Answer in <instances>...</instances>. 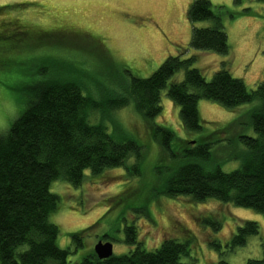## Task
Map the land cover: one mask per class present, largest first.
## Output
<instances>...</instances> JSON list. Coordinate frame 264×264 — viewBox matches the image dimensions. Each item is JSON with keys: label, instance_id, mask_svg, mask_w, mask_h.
Here are the masks:
<instances>
[{"label": "rangeland", "instance_id": "obj_1", "mask_svg": "<svg viewBox=\"0 0 264 264\" xmlns=\"http://www.w3.org/2000/svg\"><path fill=\"white\" fill-rule=\"evenodd\" d=\"M206 1L221 17L227 56L188 47L191 26L186 12L192 0H0V134L26 108L27 97L32 95L29 87L72 81L97 101L107 90L120 94L119 88L131 78H148L167 57L180 54L193 58L192 67L207 81L224 68L253 90L264 81V5L256 0ZM210 25L203 22L196 27ZM183 76V70L176 72L167 86L182 81ZM166 90L160 92L161 112L153 122L172 131L177 142L191 141V146L199 137L206 140L216 129L214 124L236 120L242 124L258 106L252 102L225 109L200 98L197 111L202 131L187 139L179 109ZM132 107L130 102L113 114L111 131L138 139L143 145L140 176H132L121 167L97 177L86 172L77 187L63 181L51 185L59 204L50 221L59 228L57 246L73 252L67 257L69 264H80L98 242L111 243L113 256L127 253L132 248L123 242L125 225L135 226L137 241L146 251L157 249L163 239L183 242L187 237L189 255L182 258L183 263L260 260L264 252L261 214L215 200L194 203L186 197L159 194L162 182L155 179L152 168H169L171 162L164 158L158 164L161 151ZM240 132L255 136L251 127H242ZM242 151L224 140L213 147L212 162L223 172H231L238 167L235 156ZM130 164L129 160L125 166ZM138 186L140 194L131 193ZM244 222L255 223L258 234L247 236L242 246H231ZM80 231H85L83 245L74 251L70 235Z\"/></svg>", "mask_w": 264, "mask_h": 264}, {"label": "trees", "instance_id": "obj_2", "mask_svg": "<svg viewBox=\"0 0 264 264\" xmlns=\"http://www.w3.org/2000/svg\"><path fill=\"white\" fill-rule=\"evenodd\" d=\"M256 1L264 5V0ZM186 18L191 26L190 49L228 55L221 17L208 1L192 0ZM203 22L211 25L196 27ZM193 62V58L185 59L181 54L169 56L148 78H131L123 89L119 88L120 94L107 90L97 101L72 81L29 87L32 95L27 97L26 108L0 134V264H69L67 257L73 252L57 246L59 228L50 221L59 204V198L51 192L52 183L63 181L77 187L86 172L97 177L121 167L132 176H140L143 145L138 139L111 131L115 125L113 114L130 102L146 124L148 137L161 151L158 164L164 158L171 162L169 168H152L155 179L162 182L159 194L186 197L194 203L215 200L264 217V81L248 90L242 80L233 78L224 68L207 81L192 67ZM181 70L183 80L167 86ZM165 88L166 96L179 109L187 139L202 131L197 111L200 98L225 109L252 102L258 106L242 124L237 120L214 124L216 129L206 140L199 137L191 146V141L177 142L172 131L153 122L160 115V92ZM242 127H251L255 136L240 132ZM224 140L243 148L235 156L239 165L231 172H223L211 158L213 147ZM129 160L131 164L126 167ZM139 187L131 193L140 194ZM84 233L70 235L74 251L82 248ZM137 234L134 225H125L123 242L131 250L102 261L92 253L84 256L80 264H188L181 262L189 255L187 237L183 242L163 239L157 249L146 251L138 243ZM257 234L255 223L244 222L232 237L231 246H242L247 236ZM211 264L227 263L219 260ZM245 264H264V252L260 260H247Z\"/></svg>", "mask_w": 264, "mask_h": 264}, {"label": "water", "instance_id": "obj_3", "mask_svg": "<svg viewBox=\"0 0 264 264\" xmlns=\"http://www.w3.org/2000/svg\"><path fill=\"white\" fill-rule=\"evenodd\" d=\"M93 254L100 261L109 259L111 256H113L111 243L98 242L93 247Z\"/></svg>", "mask_w": 264, "mask_h": 264}]
</instances>
